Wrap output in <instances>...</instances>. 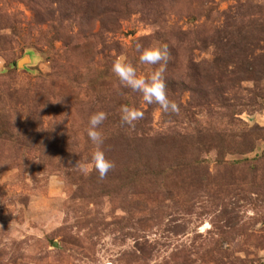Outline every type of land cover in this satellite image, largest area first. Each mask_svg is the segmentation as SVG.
<instances>
[{
    "label": "rangeland",
    "instance_id": "rangeland-1",
    "mask_svg": "<svg viewBox=\"0 0 264 264\" xmlns=\"http://www.w3.org/2000/svg\"><path fill=\"white\" fill-rule=\"evenodd\" d=\"M0 264H264V0H0Z\"/></svg>",
    "mask_w": 264,
    "mask_h": 264
},
{
    "label": "clouds",
    "instance_id": "clouds-1",
    "mask_svg": "<svg viewBox=\"0 0 264 264\" xmlns=\"http://www.w3.org/2000/svg\"><path fill=\"white\" fill-rule=\"evenodd\" d=\"M135 50L139 52V61L141 63L160 65V67L150 72L147 76L141 77L137 75L136 70L130 63L125 62L123 59H116L112 63L111 71L118 78L121 86L127 87L134 92H139L145 103H156L165 113L169 112V110L175 112L177 110L176 105L165 94L163 63H166L168 60L167 45H149L148 47H144L140 43H137ZM119 111L122 125H131L134 120L142 116V113L126 105H121ZM105 119L106 113L97 111L90 115L87 127L85 128L88 140L94 146V150L90 153V162L101 180L114 166L111 161L105 158L104 152L101 150L103 136L98 129ZM74 167H79L81 172L87 171L86 168L77 163Z\"/></svg>",
    "mask_w": 264,
    "mask_h": 264
},
{
    "label": "water",
    "instance_id": "water-1",
    "mask_svg": "<svg viewBox=\"0 0 264 264\" xmlns=\"http://www.w3.org/2000/svg\"><path fill=\"white\" fill-rule=\"evenodd\" d=\"M25 60L23 59V60H21L20 62H18V66H21L22 65V63L24 62Z\"/></svg>",
    "mask_w": 264,
    "mask_h": 264
}]
</instances>
